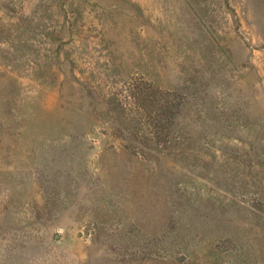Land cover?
Segmentation results:
<instances>
[{"label": "rangeland", "instance_id": "obj_1", "mask_svg": "<svg viewBox=\"0 0 264 264\" xmlns=\"http://www.w3.org/2000/svg\"><path fill=\"white\" fill-rule=\"evenodd\" d=\"M0 264H264V0H0Z\"/></svg>", "mask_w": 264, "mask_h": 264}]
</instances>
